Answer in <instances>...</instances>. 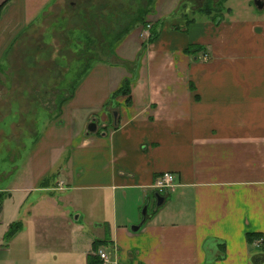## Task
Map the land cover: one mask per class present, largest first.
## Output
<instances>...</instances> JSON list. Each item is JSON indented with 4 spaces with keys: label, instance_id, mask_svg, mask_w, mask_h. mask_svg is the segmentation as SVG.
I'll use <instances>...</instances> for the list:
<instances>
[{
    "label": "crops",
    "instance_id": "0c3cea01",
    "mask_svg": "<svg viewBox=\"0 0 264 264\" xmlns=\"http://www.w3.org/2000/svg\"><path fill=\"white\" fill-rule=\"evenodd\" d=\"M229 1L217 13L147 0L155 40L135 26L114 44L115 60L93 64L65 93L60 117L48 114L30 145L9 133L20 162L9 147L0 264H264V7ZM2 4L0 64L42 8L44 18L68 9L66 0ZM126 78L130 95L114 96ZM20 111L9 106L10 131L26 127ZM165 173L177 185L160 192ZM14 222L22 228L6 239ZM251 233L260 236L250 242Z\"/></svg>",
    "mask_w": 264,
    "mask_h": 264
},
{
    "label": "rangeland",
    "instance_id": "374dc122",
    "mask_svg": "<svg viewBox=\"0 0 264 264\" xmlns=\"http://www.w3.org/2000/svg\"><path fill=\"white\" fill-rule=\"evenodd\" d=\"M66 1L68 9L45 18L42 8L31 19L26 40L11 51L10 62L0 64V171L9 168V147L12 158L17 155V164L20 162L19 143L8 140L9 133L13 140L27 136L30 145L31 137H37L44 128L48 114L54 120L60 117L65 93L72 92L85 70L97 62L116 59L112 50L116 38L135 26L142 33L150 29L149 24L153 25L154 17L147 15V0ZM189 1L200 9L217 13L222 4L221 0ZM236 4L232 0L225 6ZM60 92L64 94L57 95ZM11 105L22 110L19 114L27 119L26 127L15 126L10 131L4 119L10 115L7 113ZM73 213L75 219L79 213Z\"/></svg>",
    "mask_w": 264,
    "mask_h": 264
},
{
    "label": "trees",
    "instance_id": "16d2710c",
    "mask_svg": "<svg viewBox=\"0 0 264 264\" xmlns=\"http://www.w3.org/2000/svg\"><path fill=\"white\" fill-rule=\"evenodd\" d=\"M225 0H221L222 4L221 6L223 5ZM153 2V0H152ZM4 4L0 5V14H1V11H2V8H3ZM150 31H151V34H150V37H149V41H153L157 38V35H158V30H157V27L152 25L150 27ZM128 32V31H126ZM123 35L119 36L118 38L115 39V42L113 43V46H112V50L114 51V44L116 43V41H118ZM202 49L200 47H195V46H192V47H189L187 49V52L189 51V53H198L199 51H201ZM91 67V66H90ZM88 67L84 73H86L89 68ZM83 73V74H84ZM127 94L128 96L130 95L131 91H130V79L126 78L124 81H123V84L121 85V87L115 91L114 93V96L118 95V94ZM3 200H4V196L2 193H0V212L2 210V205H3ZM22 228V223L21 222H14L10 225L9 227V230L7 231L6 235H5V238L6 239H9L11 238L18 230H20ZM260 235H255L253 233L249 234V241L250 242H254L256 238H258ZM99 249H97L98 251ZM89 264H92V260Z\"/></svg>",
    "mask_w": 264,
    "mask_h": 264
},
{
    "label": "built area",
    "instance_id": "2783aa9c",
    "mask_svg": "<svg viewBox=\"0 0 264 264\" xmlns=\"http://www.w3.org/2000/svg\"><path fill=\"white\" fill-rule=\"evenodd\" d=\"M148 27L150 28L151 25L149 24ZM204 59H208V55L204 54ZM176 185L175 175L173 173H165L159 177L155 186L160 192H168L173 190ZM98 255L105 262L108 261V254L103 249L98 250Z\"/></svg>",
    "mask_w": 264,
    "mask_h": 264
},
{
    "label": "water",
    "instance_id": "95a60500",
    "mask_svg": "<svg viewBox=\"0 0 264 264\" xmlns=\"http://www.w3.org/2000/svg\"><path fill=\"white\" fill-rule=\"evenodd\" d=\"M254 2H255V5L258 8H263L264 7V0H254ZM96 128H97V125H96L95 122L90 123V125L88 126V130L92 131V132L95 131ZM156 197H157V200H158L157 204L161 205L163 203V197L159 193H156ZM146 211H147V206H144V208H143V214L144 215H146ZM144 220L145 219H143L139 225H132L131 229L133 231H138L141 228V224H143Z\"/></svg>",
    "mask_w": 264,
    "mask_h": 264
}]
</instances>
